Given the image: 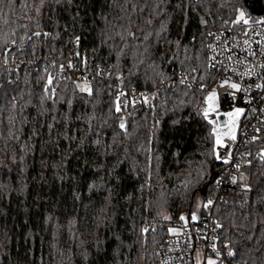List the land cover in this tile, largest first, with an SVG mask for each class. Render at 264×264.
Returning <instances> with one entry per match:
<instances>
[{
  "label": "trees",
  "instance_id": "1",
  "mask_svg": "<svg viewBox=\"0 0 264 264\" xmlns=\"http://www.w3.org/2000/svg\"><path fill=\"white\" fill-rule=\"evenodd\" d=\"M244 1L0 0V54L114 70L84 92L74 76L0 66V264H158L223 168L203 93L178 76L213 84L208 38ZM155 85L154 105L116 111L120 87ZM248 180V210L213 209L229 252L215 264H264V153Z\"/></svg>",
  "mask_w": 264,
  "mask_h": 264
},
{
  "label": "built area",
  "instance_id": "2",
  "mask_svg": "<svg viewBox=\"0 0 264 264\" xmlns=\"http://www.w3.org/2000/svg\"><path fill=\"white\" fill-rule=\"evenodd\" d=\"M252 1H256L257 6H252ZM252 1L246 13L248 23H237V18L227 28L212 32L208 38L207 59L209 71L215 77L213 84L206 86L194 78L178 76L183 85L203 93L199 104L202 116L207 108L205 101L209 88L216 91L219 107L208 118L216 122L213 127L225 125L228 122L226 113L238 107L243 109V115L238 120L236 139L224 137L225 147L216 144V158L219 154L217 160L223 168L213 196L197 213L196 220H191L185 229L174 232L158 245V264H208L209 260L216 263L225 258L229 254L227 243L222 240V224L213 209L216 205H225L248 210L251 205L252 188L248 179L252 173V159L262 158L264 153L260 148L264 143V0ZM0 66L9 73L28 67L56 77L74 76L79 83L81 80L90 83L94 78L110 81L114 73L110 65L97 63L88 67L78 58L61 61L56 56H22L14 46L0 54ZM11 81L9 75L1 80V84ZM224 81L239 85L240 90L228 84L221 87ZM160 99L158 85L131 91L120 87L116 92V102L121 110L137 103L149 107ZM225 160L229 162L224 163ZM209 201L212 203L208 204Z\"/></svg>",
  "mask_w": 264,
  "mask_h": 264
},
{
  "label": "snow or ice",
  "instance_id": "3",
  "mask_svg": "<svg viewBox=\"0 0 264 264\" xmlns=\"http://www.w3.org/2000/svg\"><path fill=\"white\" fill-rule=\"evenodd\" d=\"M245 14L244 12H240L239 18L237 19V23L243 22V23H248V21L244 18ZM38 34V33H37ZM71 67V65H69ZM51 78L49 79V84H51ZM226 84H228V81H224L221 84V87H224ZM229 87L239 91V85L237 84H228ZM257 87H260L259 85ZM82 91H88L90 92L91 90L88 88H82ZM121 95H124V93H121ZM206 104L208 105V107L204 110L203 112V116L206 120H208L209 124H213L215 125L216 122L214 120H210L209 115L211 113L217 112V94L215 91L211 92L207 97H206ZM120 106L119 103H117L116 106V111H120ZM242 109H236L234 112H229L226 113V115L228 116V122L223 125V126H214L212 129V133L213 135L216 137V144L220 147H225L224 143H223V139L224 137H228L230 139H232L233 141L236 139L235 136V127H236V122L238 120L239 115L242 113ZM124 127V124H121V128ZM223 128H227V131H223ZM217 159H220L219 154H217ZM228 160H225L224 163H228ZM233 183H235V178H233ZM212 202L209 201L208 204H211ZM205 207H207V205H205ZM181 220L185 221L187 223V218L184 216L180 217ZM192 220H196L197 216L195 214H192L191 217ZM219 226V225H218ZM145 231H147V229H145ZM170 232H174L175 230L170 229ZM231 255V253H230ZM208 264H215V261L209 260Z\"/></svg>",
  "mask_w": 264,
  "mask_h": 264
},
{
  "label": "rangeland",
  "instance_id": "4",
  "mask_svg": "<svg viewBox=\"0 0 264 264\" xmlns=\"http://www.w3.org/2000/svg\"><path fill=\"white\" fill-rule=\"evenodd\" d=\"M252 6H257V2L256 1H252ZM240 12H244V14H245V16H244V18L246 19V20H248V18L246 17V8H245V5H243L242 6V8L240 9V11H239V13H238V18H239V15H240ZM80 84H81V89L82 88H88V89H90V83L88 82V81H85V80H81L80 81ZM210 90L208 91V93L206 94V97L211 93V92H213V91H215L214 89H211V88H209ZM84 92H88V91H84ZM216 92V91H215ZM217 94V93H216ZM217 105H218V107H219V104H218V100H217ZM207 107H208V105H207ZM217 107V108H218ZM236 109H242V108H236ZM236 109H234L233 111H230V112H234ZM243 110V109H242ZM242 115H243V111H242V113L239 115V117H238V120H240V118L242 117ZM237 120V122H236V127H235V136H236V134H237V128H238V124H239V121ZM228 129H225V131H227ZM202 204H203V198H202V196H198V198L196 199V202H195V205H194V212H193V214H195V215H197V213L201 210V206H202Z\"/></svg>",
  "mask_w": 264,
  "mask_h": 264
},
{
  "label": "water",
  "instance_id": "5",
  "mask_svg": "<svg viewBox=\"0 0 264 264\" xmlns=\"http://www.w3.org/2000/svg\"><path fill=\"white\" fill-rule=\"evenodd\" d=\"M251 1H252V0H245V1H244V4H243V5H245L246 13H247V14H248V12H249V4H250ZM76 86H77V88H78L79 90L81 89V85H80L79 82H76ZM123 124H124V127H123V128H125V126H126V122L124 121Z\"/></svg>",
  "mask_w": 264,
  "mask_h": 264
}]
</instances>
